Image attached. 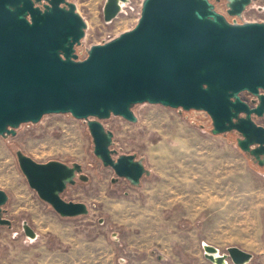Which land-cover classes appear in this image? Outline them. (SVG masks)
Returning <instances> with one entry per match:
<instances>
[{
	"label": "rangeland",
	"instance_id": "rangeland-1",
	"mask_svg": "<svg viewBox=\"0 0 264 264\" xmlns=\"http://www.w3.org/2000/svg\"><path fill=\"white\" fill-rule=\"evenodd\" d=\"M72 1L87 22L76 51L82 59L92 45L133 29L143 3L128 0L106 21L107 0ZM217 7L228 16L224 3ZM228 18L264 21V0L242 18ZM133 111L137 122L114 115L102 122L114 131L119 154H135L151 170L138 187L103 165L87 121L71 114H48L0 135V189L9 194L4 215L12 220L0 224V264H216L205 244L219 255L237 246L254 255L246 264H264V165L240 149L234 132L212 134L206 111L148 102ZM18 150L39 162L81 163L88 180L78 178L63 197L86 202L89 214L62 217L44 202L22 172Z\"/></svg>",
	"mask_w": 264,
	"mask_h": 264
},
{
	"label": "water",
	"instance_id": "water-1",
	"mask_svg": "<svg viewBox=\"0 0 264 264\" xmlns=\"http://www.w3.org/2000/svg\"><path fill=\"white\" fill-rule=\"evenodd\" d=\"M127 1L107 0L105 20ZM253 1L227 0L228 13L241 18ZM86 29L72 0H0L1 136L48 114H71L87 121L103 165L138 187L151 170L143 158L119 154L115 133L102 120L114 115L137 122L133 106L148 102L206 111L212 134L234 132L240 149L264 165V21H231L213 0H143L133 29L92 45L82 59L76 51ZM16 155L30 187L60 216L89 214L86 202L63 197L78 178L88 180L81 163L39 162L22 150ZM8 201L0 189V224L10 226ZM204 249L216 264L254 257L237 246L222 255L213 245Z\"/></svg>",
	"mask_w": 264,
	"mask_h": 264
},
{
	"label": "flooded vegetation",
	"instance_id": "flooded-vegetation-1",
	"mask_svg": "<svg viewBox=\"0 0 264 264\" xmlns=\"http://www.w3.org/2000/svg\"><path fill=\"white\" fill-rule=\"evenodd\" d=\"M213 2L216 4V8L218 9V7H217V5L218 4H222V3H224L225 4V6H226V3H227V0H213ZM46 2H43L42 4H41V6H43V4H45ZM248 8V7H247ZM226 11H227V14H228V16H230V17H235V16H232V15H230L229 13H228V8H227V6H226ZM224 14V13H223ZM226 15V14H225ZM227 16V15H226ZM227 16V17H228ZM242 17H243V15H242ZM241 17V18H242ZM244 93H247V94H249L248 92H244ZM250 95V94H249ZM251 96V95H250ZM249 96V97H250ZM251 98H252V96H251ZM4 217H5V215H4Z\"/></svg>",
	"mask_w": 264,
	"mask_h": 264
},
{
	"label": "bare ground",
	"instance_id": "bare-ground-1",
	"mask_svg": "<svg viewBox=\"0 0 264 264\" xmlns=\"http://www.w3.org/2000/svg\"><path fill=\"white\" fill-rule=\"evenodd\" d=\"M32 238L35 240L37 238V235L35 234L34 236H32ZM217 256V255H216Z\"/></svg>",
	"mask_w": 264,
	"mask_h": 264
},
{
	"label": "built area",
	"instance_id": "built-area-1",
	"mask_svg": "<svg viewBox=\"0 0 264 264\" xmlns=\"http://www.w3.org/2000/svg\"><path fill=\"white\" fill-rule=\"evenodd\" d=\"M122 8H123V6H122ZM246 101H250V97H247V99H245Z\"/></svg>",
	"mask_w": 264,
	"mask_h": 264
}]
</instances>
